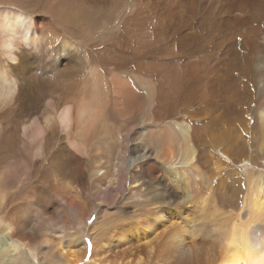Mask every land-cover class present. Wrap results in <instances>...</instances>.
Masks as SVG:
<instances>
[{
  "label": "bare ground",
  "instance_id": "bare-ground-1",
  "mask_svg": "<svg viewBox=\"0 0 264 264\" xmlns=\"http://www.w3.org/2000/svg\"><path fill=\"white\" fill-rule=\"evenodd\" d=\"M24 1L0 0V264H203L208 235L205 264H264L238 168L264 159V0ZM208 204L238 212L204 228Z\"/></svg>",
  "mask_w": 264,
  "mask_h": 264
},
{
  "label": "rangeland",
  "instance_id": "rangeland-1",
  "mask_svg": "<svg viewBox=\"0 0 264 264\" xmlns=\"http://www.w3.org/2000/svg\"><path fill=\"white\" fill-rule=\"evenodd\" d=\"M31 1L32 0H25L24 1V3L26 4V5H30V6H32L33 5V1H32V3H31ZM120 43H121V39H119L111 48H113L114 50H116V52H118V54H120V57H123V55H124V51H121L120 50V48H119V45H120ZM98 51H100V50H94L93 51V55H95V56H97V57H100V54L98 53ZM120 51V52H119ZM119 67L120 68H122V69H129L130 68V64L127 62V61H125V60H122V62H120L119 64ZM172 114V113H171ZM259 163V164H258ZM249 165V166H248ZM246 166V167H245ZM238 168L240 169V174H244V177H248V178H252L253 179V177H255L256 175H258V174H260V175H262V176H264V159H260V158H258V160H257V164L255 165V166H252V165H250L249 163H245V164H242V165H239L238 166ZM248 168V169H247ZM251 168V169H250ZM246 169V170H245ZM252 172H250V171ZM254 170V171H253ZM251 173V175H248V174H250ZM253 172H254V174H253ZM261 172V173H260ZM134 197V198H133ZM17 199H18V197L17 198H15V199H13V201H11V204H13V203H15V201H17ZM135 196L134 195H132L131 197H129L125 202H124V204L126 205V206H131V204H132V202H134L135 201ZM116 205V204H115ZM211 204H208V208H206V209H204L201 213H202V215L200 216L201 217V219L200 218H198V220H200L201 221V223L202 224H204V228H208V227H210L212 224H216L217 222L218 223H223L224 221H225V219L224 218H226V216L228 217L229 216V212H232L233 214H236L237 212H238V209H237V207L235 206H230V204H228L226 207L225 206H220V207H217V208H219L218 210L219 211H215L214 210V207H212L213 205H211ZM219 206V205H218ZM205 207V206H204ZM221 208V209H220ZM231 208H233L232 210H231ZM79 209V208H78ZM227 210L228 211V213H227V211H225V210ZM235 209V210H234ZM122 210H124V211H122ZM121 211H122V214H123V216H127V214H129V208H125V209H122ZM224 210V211H223ZM79 211V210H78ZM118 211H120L119 209H117V207L116 206H113V205H111V204H103L100 208H98V210L96 211V214L98 213V215H99V218L100 219H102L101 220V222L103 223V221H106V220H104V219H109L110 218V216H113L114 214H116ZM197 211H199V210H197ZM236 211V212H235ZM128 212V213H127ZM224 213L223 215L221 214V213ZM96 214H93L92 216H91V218L88 220V221H86V226H85V229L83 230V235H82V240H83V242L84 241H88V238H89V236H88V228L91 226V224H92V222L94 221V218L96 217ZM199 215V212L197 213V215L196 216H198ZM241 217V216H240ZM114 218V217H113ZM242 218V217H241ZM239 218V222H241L242 224H245V222H246V219H244V218ZM111 219V218H110ZM109 219V220H110ZM115 219V218H114ZM74 222H76V220L75 219H73V217H69V220L67 221V227H71L72 225H73V223ZM238 222V223H239ZM237 223V224H238ZM57 225V226H56ZM56 225H55V227L56 228H58V227H60V226H62L63 225V222H62V219H60L57 223H56ZM59 225V226H58ZM206 226V227H205ZM253 228H254V226H253ZM178 231H180L179 233H183V235L185 234V238H184V242H186L187 241V243L188 244H192L193 246H195L197 243H195V242H192V240L189 238V236H188V234H186L185 233V231L184 230H182V232H181V229H179V230H176V233L178 234ZM184 231V232H183ZM254 232V231H253ZM253 232L251 231V233L253 234ZM180 235V234H179ZM261 235H262V237H264V230L261 232V234L259 235L260 237H261ZM209 236H212V235H208V236H206V237H203L204 238V240L202 239V241H204V243H202L201 242V244H199L198 243V245L199 246H201L203 249H204V251H205V255H203L202 257V259H201V262L203 263V264H205L206 263V261H208L209 259L210 260H213V259H215L216 257H217V255H218V245H216V243H219L218 242V240L217 239H215L214 237H209ZM209 237V238H208ZM261 237V238H262ZM217 241H215V240ZM195 244V245H194ZM204 244V245H203ZM206 244V245H205ZM208 245H209V248H210V252H209V249H208ZM212 245V248L210 247ZM216 245V246H215ZM214 246V247H213ZM213 248H215L214 250H213ZM206 249V250H205ZM54 250V249H53ZM176 250V249H175ZM174 250V251H175ZM55 251V250H54ZM135 251V250H134ZM173 251V254H172V256H174V257H176L177 255L175 254V252ZM206 251H207V253H206ZM120 252H122V250L120 251ZM215 252V253H214ZM126 253V252H125ZM216 256V257H215ZM98 258L99 257H95L94 258V263H92V264H99L98 263ZM89 259H90V252L88 251L87 253H86V256H84V258H83V260L81 261V263H79V264H89ZM101 264H115V261H113V259H112V257L110 258L109 257V259L105 262V263H103V262H101Z\"/></svg>",
  "mask_w": 264,
  "mask_h": 264
},
{
  "label": "snow or ice",
  "instance_id": "snow-or-ice-1",
  "mask_svg": "<svg viewBox=\"0 0 264 264\" xmlns=\"http://www.w3.org/2000/svg\"><path fill=\"white\" fill-rule=\"evenodd\" d=\"M90 248H91V246H90Z\"/></svg>",
  "mask_w": 264,
  "mask_h": 264
}]
</instances>
